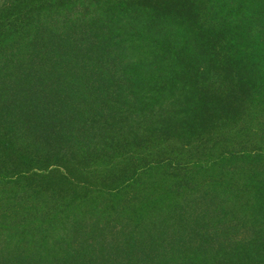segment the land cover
Returning a JSON list of instances; mask_svg holds the SVG:
<instances>
[{"label":"trees","instance_id":"16d2710c","mask_svg":"<svg viewBox=\"0 0 264 264\" xmlns=\"http://www.w3.org/2000/svg\"><path fill=\"white\" fill-rule=\"evenodd\" d=\"M0 264H264V0H5Z\"/></svg>","mask_w":264,"mask_h":264},{"label":"rangeland","instance_id":"374dc122","mask_svg":"<svg viewBox=\"0 0 264 264\" xmlns=\"http://www.w3.org/2000/svg\"><path fill=\"white\" fill-rule=\"evenodd\" d=\"M4 1L5 0H0V6L4 3ZM234 128H232V130L227 129V131H222L219 132L217 135H214V137H218L225 133V136L219 139V141H221L224 138V140L221 141V145L223 147H228V146L231 147L234 142L238 141L237 139H235L236 137L234 135V130H233ZM213 139H214L213 137L206 136L204 139L194 141L192 142L191 145L189 144L184 147L174 141H160V143L152 145L150 147V150L144 152V156L147 155L146 157H148V159H146L145 161L150 162L153 158H155V160L162 162L160 165H158L159 167L156 169L154 175L152 176V179H154L155 181L159 180L158 182L159 184L162 178H166L168 181L170 178H168L167 176L170 174H175L177 175L176 177L177 183L182 185L178 187L180 192H182L183 189L186 188V186L191 185V183L203 185L206 182V179L209 178L206 176L208 172L207 173L203 171L198 172L197 170L199 169L200 164L199 163L194 164V163L197 158L202 157L201 151L203 150V148L206 146L210 147L213 144ZM220 148L222 147L219 145L216 146V149H220ZM133 156L135 159L131 160L130 163L132 164V167H135L136 165H138L137 163L141 157H138L135 154H133ZM167 157L172 158L174 160V163L179 166L176 167V169H170L168 162L166 160ZM145 161L142 164H144ZM171 170L174 172L170 173ZM157 187H158L157 185L154 187L153 192H157ZM174 189L175 187L173 188V190ZM167 196L168 194L162 196V198L167 199ZM117 228L118 227L115 228L112 227V229L114 230H116ZM239 234H241V232H238V235Z\"/></svg>","mask_w":264,"mask_h":264}]
</instances>
